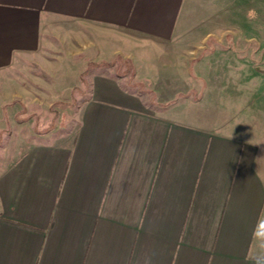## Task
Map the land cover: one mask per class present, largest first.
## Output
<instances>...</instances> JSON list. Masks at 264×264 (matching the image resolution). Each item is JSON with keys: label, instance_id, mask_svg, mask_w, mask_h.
I'll list each match as a JSON object with an SVG mask.
<instances>
[{"label": "crops", "instance_id": "crops-1", "mask_svg": "<svg viewBox=\"0 0 264 264\" xmlns=\"http://www.w3.org/2000/svg\"><path fill=\"white\" fill-rule=\"evenodd\" d=\"M262 2L0 0V74L56 73L79 56L131 68L80 80L74 66L83 94L68 135L3 134L0 264L264 255L263 38L251 32ZM25 83L0 80V133Z\"/></svg>", "mask_w": 264, "mask_h": 264}, {"label": "rangeland", "instance_id": "rangeland-1", "mask_svg": "<svg viewBox=\"0 0 264 264\" xmlns=\"http://www.w3.org/2000/svg\"><path fill=\"white\" fill-rule=\"evenodd\" d=\"M230 13L234 12L230 9ZM259 15L253 21L256 22L255 26L252 25V33L263 38L262 63L264 69V0L259 9ZM233 22V18L229 23ZM223 27H229V33L232 32V26L228 22ZM234 28V27H233ZM255 28V30H254ZM235 29V28H234ZM237 29V28H236ZM257 47V46H256ZM93 59V58H92ZM73 65L80 73V80H84L89 70H100L113 67L119 73H130V63L124 62L121 58L112 57L103 61H92L85 57H76L71 59ZM64 60L60 64L59 71L54 73L46 69H39L33 71V74L16 72L1 73L0 80H10L23 75L25 85L30 89V92L24 94L23 103L19 105L6 104L2 106L4 118L6 119V129L0 133V141L3 140V134H8L15 131L14 126L19 129L22 127L23 133L32 134V132L39 135L46 133H53L55 135H68L76 123V107L79 96L83 94L80 88L72 87L74 85V78L77 72H73L74 66H69ZM85 69H84V68ZM73 72V73H72ZM33 75V76H32ZM35 75V76H34ZM63 76H65L63 78ZM72 76V78H70ZM262 87L260 88L259 97L262 101L264 108V74L261 78ZM182 97V96H180ZM15 100V99H13ZM31 103H28L30 102ZM11 102V101H10ZM9 154L0 152V163ZM11 155V154H10Z\"/></svg>", "mask_w": 264, "mask_h": 264}, {"label": "clouds", "instance_id": "clouds-1", "mask_svg": "<svg viewBox=\"0 0 264 264\" xmlns=\"http://www.w3.org/2000/svg\"><path fill=\"white\" fill-rule=\"evenodd\" d=\"M254 235L259 243V248L264 250V221L259 222ZM254 264H264V255L254 257Z\"/></svg>", "mask_w": 264, "mask_h": 264}]
</instances>
